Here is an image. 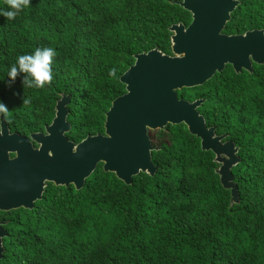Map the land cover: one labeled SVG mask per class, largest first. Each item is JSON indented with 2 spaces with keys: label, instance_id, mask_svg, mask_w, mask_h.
I'll list each match as a JSON object with an SVG mask.
<instances>
[{
  "label": "trees",
  "instance_id": "obj_1",
  "mask_svg": "<svg viewBox=\"0 0 264 264\" xmlns=\"http://www.w3.org/2000/svg\"><path fill=\"white\" fill-rule=\"evenodd\" d=\"M177 1L31 0L15 20L0 16V101L10 110L9 131L44 132L56 101L70 94L66 137L77 143L103 133L134 55L154 48L172 54L169 27L190 23ZM238 1L223 32L264 31V0ZM37 47L57 52L52 83L9 82L16 57ZM176 93L204 99L198 111L206 126L238 148L231 168L237 203L230 205L214 154L185 124H168L148 132L158 147L154 175L139 172L125 184L99 163L81 189L47 182L33 208L0 211L7 232L0 264H264V64L238 73L227 64Z\"/></svg>",
  "mask_w": 264,
  "mask_h": 264
},
{
  "label": "water",
  "instance_id": "obj_2",
  "mask_svg": "<svg viewBox=\"0 0 264 264\" xmlns=\"http://www.w3.org/2000/svg\"><path fill=\"white\" fill-rule=\"evenodd\" d=\"M191 14L190 23L169 27L171 53L157 48L134 55V63L120 76L125 93L116 97L105 113L104 132L75 143L66 137L70 94L61 95L55 114L44 132L29 137L11 133L0 121V211L30 209L47 182L81 189L101 163L125 184L139 172L154 175L149 131L168 124H185L200 139L201 148L214 154L220 183L230 190V205L239 201L231 168L239 162L238 148L225 135L207 127L198 107L204 99L188 101L176 91L204 84L229 64L235 72L252 71V63L264 64V31L226 34L223 29L238 0H180ZM38 145L34 148L33 144ZM6 230L0 223V260Z\"/></svg>",
  "mask_w": 264,
  "mask_h": 264
},
{
  "label": "clouds",
  "instance_id": "obj_3",
  "mask_svg": "<svg viewBox=\"0 0 264 264\" xmlns=\"http://www.w3.org/2000/svg\"><path fill=\"white\" fill-rule=\"evenodd\" d=\"M31 5V0H6L5 7L0 8V16L8 20H15L25 9ZM57 52L52 47H37L34 51L16 57L11 65L7 78L15 83L18 77H22V85L27 88L44 89L54 79V60ZM115 69L110 71L113 74ZM11 83L8 86H11ZM22 104L30 105L31 99L22 97ZM9 108L0 101V121L9 116Z\"/></svg>",
  "mask_w": 264,
  "mask_h": 264
},
{
  "label": "flooded vegetation",
  "instance_id": "obj_4",
  "mask_svg": "<svg viewBox=\"0 0 264 264\" xmlns=\"http://www.w3.org/2000/svg\"><path fill=\"white\" fill-rule=\"evenodd\" d=\"M230 35V34H229ZM33 144V146H34V148H37L38 147V145L37 144H35V143H32ZM33 208V207H32ZM13 210V209H12ZM0 223L3 225L4 224V221H0Z\"/></svg>",
  "mask_w": 264,
  "mask_h": 264
}]
</instances>
